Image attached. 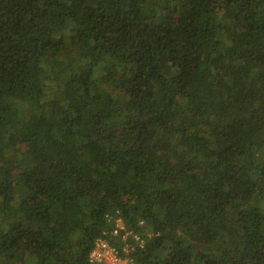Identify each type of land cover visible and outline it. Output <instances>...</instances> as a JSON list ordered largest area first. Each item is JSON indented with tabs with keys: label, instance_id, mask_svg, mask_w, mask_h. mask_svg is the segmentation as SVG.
<instances>
[{
	"label": "trees",
	"instance_id": "1",
	"mask_svg": "<svg viewBox=\"0 0 264 264\" xmlns=\"http://www.w3.org/2000/svg\"><path fill=\"white\" fill-rule=\"evenodd\" d=\"M100 237L264 264V0H0V264Z\"/></svg>",
	"mask_w": 264,
	"mask_h": 264
},
{
	"label": "built area",
	"instance_id": "2",
	"mask_svg": "<svg viewBox=\"0 0 264 264\" xmlns=\"http://www.w3.org/2000/svg\"><path fill=\"white\" fill-rule=\"evenodd\" d=\"M111 218H109V221ZM126 230V226L123 221L119 218L116 220V225L107 237H118L119 234ZM106 235V233H104ZM129 233H125L124 237H127ZM100 237L96 240L90 254V264H137V262L129 256H123L116 248L110 243L109 239ZM127 251V250H126Z\"/></svg>",
	"mask_w": 264,
	"mask_h": 264
}]
</instances>
